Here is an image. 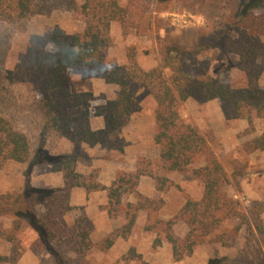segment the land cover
I'll return each instance as SVG.
<instances>
[{
	"label": "rangeland",
	"instance_id": "obj_1",
	"mask_svg": "<svg viewBox=\"0 0 264 264\" xmlns=\"http://www.w3.org/2000/svg\"><path fill=\"white\" fill-rule=\"evenodd\" d=\"M107 1H115L125 11L123 24L110 23V41L101 65L75 68L68 73L72 93L91 95L90 118L74 121L73 130L104 128V118L94 117L93 112L114 100L119 91L116 85L106 82L107 74L115 67L129 66L132 61L144 72L159 68L166 78L180 64L193 79L207 73L224 84L239 87L245 83L237 68L238 57L226 55L222 49L224 39L232 40L234 35L226 33L227 11L218 1L36 0L33 12L25 20L0 22V114L26 134L31 148L28 163L9 162L0 171V196L18 194L28 187H63L62 173L52 170L45 155L72 156L76 158L74 168L78 174L93 175L94 182L106 187L118 175L135 173L138 168L145 171L136 193L150 208L136 212L127 238H116L107 246L106 239L126 222V205H137V195L125 194L123 207L109 215L106 191L86 193L83 188H73L68 201L72 210L57 216L61 230L57 232L60 239L52 244L54 255L33 248L38 234L24 221L16 233V262L0 264H264V152L246 146L264 133V118L253 117L249 128L246 119H235L231 105L219 99L205 103L188 99L179 106L183 121L200 132L221 162L226 177L222 192L232 209L225 206L217 213L225 215L218 229L197 237L192 254L179 261L174 260L171 245L165 239V223L173 220L186 200L202 199V181L192 172L202 167L204 161L198 158L185 168L166 170L154 142L156 103L143 86H130L135 107L123 127L105 137L104 144L91 147L51 133L40 149L46 116L38 89L27 79L22 62L29 41L52 30L67 35L82 33L85 20L92 18L93 10ZM85 4L90 7V16H86ZM263 85L264 75L259 81V86ZM80 113L74 110L70 116L74 118ZM34 211L38 218H44L41 206ZM11 220L0 213L3 229L10 230ZM81 231L87 233L85 240L79 235ZM170 231L182 240L188 227L184 221L176 220ZM130 250L134 254H129ZM11 251L12 245L0 237V256H9Z\"/></svg>",
	"mask_w": 264,
	"mask_h": 264
},
{
	"label": "trees",
	"instance_id": "obj_2",
	"mask_svg": "<svg viewBox=\"0 0 264 264\" xmlns=\"http://www.w3.org/2000/svg\"><path fill=\"white\" fill-rule=\"evenodd\" d=\"M222 3L227 11L224 21L226 33L234 39H224L222 46L226 55L238 57L237 68L242 72L245 83L236 87L224 84L205 73L199 78H190L180 64L177 70L166 78L161 69L149 72L139 69L134 61L129 66L115 67L107 74L106 82L119 89L114 100L105 107L95 108L94 117H103L105 126L101 130H73L72 123L82 118H90V94H74L70 90L69 71L75 68L96 67L103 62L107 48L109 26L117 21L123 24L125 13L115 1L103 2L99 9L93 10L92 18L85 20V29L80 34L67 35L60 30H52L43 36H33L29 41L27 53L23 58L27 79L33 83L40 94V105L46 121L40 133V149L49 134L54 133L71 142H80L93 147L105 143V137L119 130L126 123L135 107L132 84L141 85L156 103V132L154 142L160 150V160L167 171L185 168L202 158L204 165L193 170V175L203 184V195L199 202L186 200L173 220L165 223V239L171 245L174 260L179 261L192 254L199 236H208L218 229L225 215L217 216L229 201L222 192L226 182L221 162L210 149L208 141L192 125L185 123L178 108L188 99L198 103L219 99L232 107L235 119H246L252 128L253 117L264 118V85L259 81L264 75V0H213ZM36 0H0V22L18 23L33 12ZM86 16L90 7L85 4ZM81 113L71 118L70 112ZM246 146L264 152V133L251 139ZM31 156L30 142L26 134L17 130L12 123L0 114V171L9 163L25 164ZM45 162L54 172H61L64 186L56 189L28 187L18 194L0 196V213L10 216L11 228L3 229L0 224V237L12 245L11 255L0 256V262H16L18 244L16 233L26 221L38 234L33 248L38 252L54 255L52 244L60 238L57 216L69 212L70 190L83 188L86 193L106 191L109 215L117 213L125 194H136V206L126 205L125 224L106 239L107 246L116 238H127L136 220V212L150 210L136 193V187L146 173L139 168L132 174H121L106 187L75 171L76 158L45 155ZM149 202L148 200H144ZM41 206L44 218H38L34 209ZM232 207H238L232 204ZM133 210V211H131ZM261 212H264L262 209ZM259 215V214H258ZM257 219V218H255ZM176 220H182L188 232L182 240L173 236L170 229ZM258 221V220H256ZM261 231V225H256ZM82 240L87 233L81 231ZM159 243V240H156ZM129 254H134L133 250Z\"/></svg>",
	"mask_w": 264,
	"mask_h": 264
}]
</instances>
